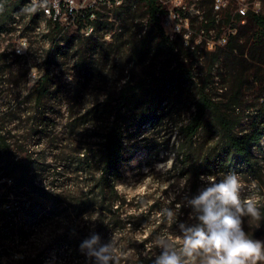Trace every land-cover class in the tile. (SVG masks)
Returning <instances> with one entry per match:
<instances>
[{"label":"trees","instance_id":"trees-1","mask_svg":"<svg viewBox=\"0 0 264 264\" xmlns=\"http://www.w3.org/2000/svg\"><path fill=\"white\" fill-rule=\"evenodd\" d=\"M27 1L0 0L2 10L0 29H4L5 20L13 19L12 11L22 12L24 10ZM140 4L146 7L148 30L139 39V44L128 50V63L138 65L145 62L147 53L157 48L162 54L171 57L169 66H181L177 38L182 36L179 35L172 39L163 28L158 15L160 11L162 12L158 0H140L135 8L127 4L123 8L105 14L104 17L100 15L94 22L95 29L91 36H85L80 32L71 36H63L62 34L70 32H62L63 29L58 23L50 21L49 31L45 34L50 42L44 51V70L39 76L37 87L26 93L22 100L23 104L34 103V106H19L11 109L7 106L3 110L0 104V115L5 118L19 119L26 115L25 118L29 119L34 110L35 118L41 123L43 136H47L49 129L53 127L51 126L53 120L46 116L48 112L46 105L54 96L52 88L62 84L60 79L62 74L56 75L53 70L60 65L58 60L65 56V49L73 46L82 48L85 45L84 38L89 41L102 28L106 29V33L114 31L113 40L108 44L110 47L116 45L124 35L121 22L144 17V12L142 13L138 7ZM34 9L33 5L27 7L29 14H32ZM40 16V12L36 13L31 18V22L36 23ZM246 19L254 25L249 30V34L243 33L241 26H238L241 20L240 15L237 14L235 17L231 13L227 16L228 24L235 27L237 32L230 33L226 45H216L211 52L213 57L209 71L212 72L215 65L218 68L226 66L227 81L235 80L238 78L237 75L249 77V80L252 77V84L260 83L263 91L254 104L256 109L249 112V127L239 130L242 118L235 116V106L224 105L221 100L217 99L212 94L213 87L209 88V83L195 84L196 92L192 102L194 110L188 120L180 122L176 128V135L179 138L174 147L175 157L171 169L177 177L186 180L189 196L195 195L201 186L199 178L202 175H212L218 179L219 174L234 172L246 176L252 175L264 197V167L254 153V149L260 147L264 139V13L249 12ZM221 20L215 17L211 24L207 22L206 27L216 26ZM116 22H119L120 32L114 28ZM210 26L208 32L215 29L214 26L212 28ZM141 30L143 26H138V31L133 35L134 40ZM220 35L219 32L217 36H211V38L217 40ZM121 48L118 47V49ZM198 48L199 46H196L195 51H198ZM79 53L80 50L75 55ZM248 54L249 66L253 69L249 75L245 74L247 70L242 67V61L246 60L244 56ZM78 63V73L87 69L83 57ZM177 71L176 67L171 72L173 77L170 80L167 79L166 72L157 73L150 81L134 82L133 79H126L117 98V104L113 105L112 97H106L102 102L95 100L76 118L73 116L72 106L67 105L69 122L64 125L67 136L55 140L59 145L54 147L57 152L51 162L33 161V152L28 147L30 144L13 133L12 127L0 123V180L7 176L13 181L12 186L7 187V192L0 195V241H9L14 249L26 243L27 227L32 222L41 219L39 216L42 212L45 213L44 218L59 220L66 216L68 210L76 219L84 215L95 219L92 229L86 230L84 234L83 232L75 234V240L66 243L67 248L75 249L76 253H81V242L93 233H98L101 242L106 243L109 241V227L122 232L127 227L132 228V225L134 228L142 227L145 221H149V218H140L133 214L122 217L124 203L119 196L117 184L123 178L122 165L128 158L127 144L130 143L133 135L126 133L135 125L141 126V124L152 123L161 118L160 115L164 112L163 103L168 98L166 93L169 85L182 83L185 79L190 83H195V73L192 68L180 74ZM225 77L221 81L225 80ZM1 81L3 80L0 79V84ZM11 83L14 82L11 80ZM151 84L155 86V89L151 88ZM16 98L17 96L8 98L7 102L16 100ZM59 98L63 99L64 96ZM242 98V86L240 85L233 92L230 101L238 105L241 104ZM149 103L152 106L140 110L141 106ZM17 129L21 131L23 128L18 127ZM31 130L34 134L40 133L34 127ZM24 152L28 155L27 162L18 156ZM46 174L45 178H41ZM39 177L41 181H38ZM4 185L7 186V184ZM9 193L16 194L18 197L16 205H10L12 199ZM160 208L159 205H154L151 213L156 215V211ZM187 211L191 212V209ZM157 220L158 218H155L151 222ZM151 222L149 226L152 225ZM68 237L69 232L65 231L62 239L67 240ZM121 241L123 240L117 239L116 243L120 244ZM149 241L143 238L137 245L132 240L128 243L137 250ZM3 248L7 249L6 245ZM43 253L44 250H40L31 260V255L24 254L23 258H19L18 261L21 264H42ZM115 256L116 264H152V260L157 255L152 252L144 254V251H139L130 256H120L117 253ZM0 264L17 263L12 262V258L9 257L6 262L0 259Z\"/></svg>","mask_w":264,"mask_h":264},{"label":"rangeland","instance_id":"rangeland-1","mask_svg":"<svg viewBox=\"0 0 264 264\" xmlns=\"http://www.w3.org/2000/svg\"><path fill=\"white\" fill-rule=\"evenodd\" d=\"M261 1L262 8L260 13H264V0ZM186 3L189 9L188 14L190 15V29L188 31L191 37L188 42L183 36L177 38V50L180 53L181 66H169L168 63L171 57L166 56L164 53L162 54L157 48L151 49L147 53L144 59L145 62L138 65L128 63V50L134 45H138L139 39L148 30L146 7H144V4H140L138 7L142 13L144 12V17L133 21L131 19L126 22L122 21L124 35L116 45L110 47L108 44L113 40L112 34L114 31L106 33V29L102 28L89 41L84 38L85 45L82 48L73 46L65 49V56L58 60L60 65L53 70L56 75L62 74L60 77L62 84L52 88L54 96L46 105L48 110L46 116L53 120L51 122L53 127L50 128L53 130L50 131L49 129L47 136H43L41 123L35 118L36 113L34 110L30 114L33 119L31 117L29 119L25 118L27 117L26 115L22 116L21 119L5 118L0 115V123L6 124L10 128L12 127L13 133L24 139L27 144H30L28 147L33 152V161H38V163L44 160L51 162L57 152L54 147L59 145L58 141L55 140L57 138H66L67 136L64 128L65 123L69 122V119H67V105L72 106L73 116L76 118L85 109L89 108L95 100L102 102L106 97H112L113 105L117 104V98L126 79H133L134 82L141 80L150 81L157 73L166 72L168 74L167 79L170 80L173 77L171 72L176 67L178 68V74L190 68L194 70L195 83H190L185 79L182 83L168 86L166 93L168 98L163 103L164 112L160 115V119L152 123L141 124V126L135 125L126 133H132L133 135L130 143L127 144L128 158L122 165L123 178L117 184L119 196L124 203L122 217L133 214L140 218H149L150 220L145 221L142 227L134 228V225H132V228L127 227L122 232L109 227V240L111 237H114L115 241L117 239L123 240L120 244L116 243L115 253L120 256H130L134 252L139 251H144V254L152 252L159 255L158 241L161 238L179 247L180 240L177 238L181 235L180 225L195 223V220L189 219L191 213L187 211L189 207L181 206L184 198L189 196L186 180L177 177L171 171L175 157L174 147L179 138L176 135V128L180 122L187 121L194 110L192 102L196 92L195 84L209 83V88L213 87L211 91L217 99L221 100L224 105L235 106V116L242 118L239 130L249 127V112H253L256 109L254 104L263 91L260 83L252 84V77L249 80V77L236 74L238 78L227 81V77H225L228 73L226 66L218 68L215 65L214 70L212 72L209 71L213 57L211 52L214 50L209 38L217 36L219 32L222 34L228 31L227 16L232 13L236 17L238 1L229 0L227 8L220 15L222 19L220 24L216 26L209 25L210 28L215 27L211 32H208L209 26L206 27V24L207 22L211 24V21L216 17V13L213 11V0H186ZM29 5L32 4L26 3L25 6L28 7ZM38 12H41L38 8H35L32 14H29L28 10L25 12L24 9L18 14L19 18L5 20L4 29H0V79L3 80L0 84V104H2L3 110L7 106L10 107L9 109L19 106H34V103L23 104L22 100L26 93L37 87L39 76L44 70V51L48 48L50 42L45 35L49 31V24L42 27V29H38L36 26L42 22V19L38 18L36 23L31 22V18ZM24 16L26 20H23ZM14 19L20 20V27L34 28V32L29 31L27 33L30 42L29 57L19 58L13 55V48L16 46L19 36L18 30H13L16 28ZM138 26H143V30L134 40L133 35L138 31ZM238 26H241L243 33L249 34V30L254 25L252 22L249 23V19H246L245 23L238 22ZM119 27V22H116L114 28H117V32L121 31ZM183 28L185 29V27ZM68 32L70 33L62 35L71 36L78 34L76 29L68 30ZM196 46H199L198 51L194 49ZM118 47L122 48L118 49ZM79 50L80 53L75 55ZM82 57L87 69L78 73V61ZM244 58L247 61H242V67L247 70L245 74L249 75V72L253 71L249 66V54L244 56ZM223 77H225V80L221 81ZM10 79L14 83H11ZM240 85L243 93L241 104H232L230 101L232 94ZM150 86L155 89L153 84ZM15 96H17L16 100L7 102L8 98H14ZM60 96H64V98L60 99ZM149 106H152V104L141 106L140 110H144V107L147 108ZM18 127L23 129L18 131ZM33 127L38 129L40 133L34 134L31 130ZM254 153L264 167V139L260 147L254 149ZM18 156H21L27 162L28 155L26 152ZM224 175L219 174L218 179L223 178ZM237 175L241 184L239 196L242 204L251 201L259 212L258 217L248 215L241 217L244 230L251 238L264 241V197L261 194V189L256 186L257 182L253 180L252 175L246 176L242 173ZM45 176L47 174L41 178H45ZM41 178L39 177L38 181H41ZM12 183L13 181L10 177L2 178L0 180V195L5 194L7 187H11ZM4 184H7V186ZM9 194L12 199L10 205H16L18 197H16V194ZM154 205L161 207L156 211V215L151 213ZM165 209H171L176 212L175 220L168 218L164 211ZM44 216L45 213L42 212L39 216L41 219L38 218L37 222H32L27 227L28 237L26 243L18 245L14 249L9 241H0V246L3 249L0 253L2 262L8 261L10 257L12 262L21 264L18 260L23 258L24 254H27V256L31 255V260L40 250H44L42 264H93L92 261L88 260L84 252L76 253L75 249L67 248L66 243L74 241L76 238L75 234L81 232L84 234L86 230L92 229L94 218L84 215L76 219L70 210L60 220L50 217L44 218ZM155 218H158V220L151 222ZM135 221H138L137 218ZM150 222L152 223L151 226H149ZM65 231L69 232L67 240L62 239V234ZM143 238H147L150 241L137 250L132 247V244L128 243L132 240L137 245ZM3 244L6 245L7 249L3 248ZM200 261L201 258L196 257L192 264H200ZM256 264H264V255L256 261Z\"/></svg>","mask_w":264,"mask_h":264},{"label":"clouds","instance_id":"clouds-1","mask_svg":"<svg viewBox=\"0 0 264 264\" xmlns=\"http://www.w3.org/2000/svg\"><path fill=\"white\" fill-rule=\"evenodd\" d=\"M199 179L201 186L195 195L186 196L181 205L191 209L189 219L195 223L180 225L179 247L161 238L160 254L152 264H192L196 257L201 258L200 264H256L264 255V241L246 233L241 217H258L259 212L251 201L242 204L238 175L229 172L221 179L212 175ZM164 211L175 220L176 212ZM80 249L93 264H116L114 237L102 243L100 235L93 233L81 242Z\"/></svg>","mask_w":264,"mask_h":264},{"label":"built area","instance_id":"built-area-1","mask_svg":"<svg viewBox=\"0 0 264 264\" xmlns=\"http://www.w3.org/2000/svg\"><path fill=\"white\" fill-rule=\"evenodd\" d=\"M15 0H10L13 2ZM35 1V8H47L51 15L53 23H58L62 27V32L80 29L85 32V35H90L94 22L99 16H105L112 11L123 8L127 3H134V8L139 4L140 0H32ZM161 10L158 15L161 18L163 28L166 30L170 38H176L181 35L188 42L191 37L190 29V15L188 14V5L186 0H158ZM239 5L237 14L241 16V22L245 23L249 12L260 13L262 8L261 0H237ZM229 0H213V11L216 13L217 20L220 15L227 8ZM25 6V12H26ZM236 14V15H237ZM2 10L0 9V16ZM16 21V28L19 36L17 44L13 48V55L19 58L29 57V31L34 32V28L20 27V20ZM185 27V29L183 28ZM237 29L229 24L228 31L223 32L220 37L215 40L209 38L212 48L216 45L224 46L228 42L230 33H236ZM3 36V35H1ZM0 250L2 246H0Z\"/></svg>","mask_w":264,"mask_h":264},{"label":"bare ground","instance_id":"bare-ground-1","mask_svg":"<svg viewBox=\"0 0 264 264\" xmlns=\"http://www.w3.org/2000/svg\"><path fill=\"white\" fill-rule=\"evenodd\" d=\"M15 1H18V0H15ZM27 3H29V4H32L34 7H35V1H32V0H28L27 1ZM127 4H129V5H133L134 6V3H127ZM41 12V16L39 17V18H41L42 19V22H40L37 26H36V28H38V29H42V27H44L45 25H47V24H49V22L51 21L52 22V20H51V15H50V13L47 11V8H38ZM27 10V9H26ZM34 11V10H33ZM12 14V16H13V18H19V15L18 14H20V12L18 13V14H16V13H14V12H12L11 13ZM28 15V14H27ZM26 15V16H27ZM29 19V18H28ZM24 20V19H23ZM26 20V19H25ZM28 21V20H27ZM7 25V24H6ZM12 25V24H11ZM44 29V28H43ZM94 29H95V26L93 25V28H92V30H91V32H90V35L89 36H91L93 33H94ZM76 31H78V32H81V33H83V34H85V32H83L82 30H80V29H76ZM2 32V31H1ZM0 253H1V250H0Z\"/></svg>","mask_w":264,"mask_h":264}]
</instances>
